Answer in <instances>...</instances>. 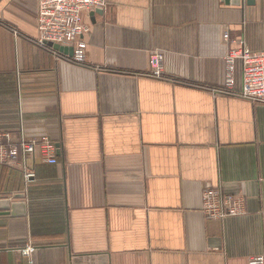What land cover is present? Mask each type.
Masks as SVG:
<instances>
[{"label":"crops","instance_id":"1","mask_svg":"<svg viewBox=\"0 0 264 264\" xmlns=\"http://www.w3.org/2000/svg\"><path fill=\"white\" fill-rule=\"evenodd\" d=\"M83 19L86 60L75 63L36 42L37 0H0V131L46 138L57 158L19 152L0 167V197L24 204L0 214V264L264 254V104L237 94L239 61L224 88L228 46L264 49V0H107ZM154 52L162 78L147 74ZM208 187L242 196L244 211L206 217Z\"/></svg>","mask_w":264,"mask_h":264},{"label":"built area","instance_id":"2","mask_svg":"<svg viewBox=\"0 0 264 264\" xmlns=\"http://www.w3.org/2000/svg\"><path fill=\"white\" fill-rule=\"evenodd\" d=\"M106 6L107 0H37L36 42L44 46L51 42L72 47L71 55L58 52L75 63H84L87 48L85 36L90 32V25L83 19V14L97 9L102 10ZM224 40L229 41L227 32L224 34ZM234 42V45L228 46L224 54L227 72L224 88L226 90L233 88L235 64L239 61L242 82L237 94L252 103L264 104V49L253 50L242 39ZM162 61L161 52L152 53L147 74L162 78ZM36 150L41 153L45 162L51 164L57 162L56 145L48 139L21 140L17 143L11 140L9 132L0 131V167L11 164L13 157L19 152L26 156ZM23 170L26 180L33 176L28 167L24 166ZM201 210L209 218L222 219L238 215L244 211V199L242 196L225 193L219 187H208L202 192ZM20 250L22 254L29 256L35 248L27 245ZM247 264H264V254L250 257Z\"/></svg>","mask_w":264,"mask_h":264},{"label":"water","instance_id":"3","mask_svg":"<svg viewBox=\"0 0 264 264\" xmlns=\"http://www.w3.org/2000/svg\"><path fill=\"white\" fill-rule=\"evenodd\" d=\"M224 1L227 3L229 0H224ZM247 3L252 4L253 0H247ZM100 12L101 10L97 9L91 12V15L94 13H100ZM47 44L59 52L68 53L69 55L72 54V47H65V46H62L56 43H51V42H48ZM14 197L18 198V197H22V195H15ZM21 207H24V204H16L13 202L11 203L8 199L0 197V214L8 212V214L15 215L16 212H18V214L20 215L23 213V210L22 211H16V210H18L17 208H21Z\"/></svg>","mask_w":264,"mask_h":264}]
</instances>
